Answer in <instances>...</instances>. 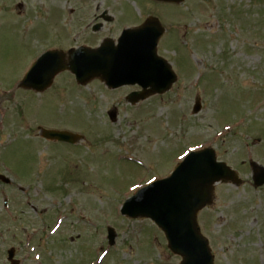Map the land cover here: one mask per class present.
Returning <instances> with one entry per match:
<instances>
[{
  "label": "rangeland",
  "instance_id": "374dc122",
  "mask_svg": "<svg viewBox=\"0 0 264 264\" xmlns=\"http://www.w3.org/2000/svg\"><path fill=\"white\" fill-rule=\"evenodd\" d=\"M112 1L0 0V173L13 181L11 187L0 183V264H10L12 247L23 264H98L103 249L101 264H179L151 221L123 220L120 210L137 185L166 177L179 155L194 147L214 148L245 181L238 188L218 184L214 204L199 215L215 264H264V187H253L249 164L264 167V0H185L177 6L148 0L147 14L161 13L170 25L159 55L179 80L166 95L137 107L125 99L133 88L108 91L97 81L81 88L70 73L41 98L2 93L40 50L97 43L91 33L78 38L66 32L71 9L83 11L73 16L71 32L106 5L114 13L119 6L129 26L140 25L130 5L146 13L147 0ZM111 27L119 31L120 25ZM198 96L202 109L195 115ZM115 107L112 124L108 112ZM38 125L68 128L84 140L59 146L39 136ZM26 166L31 175H24ZM62 217V227L46 240L42 230ZM108 227L117 233L114 247L108 246Z\"/></svg>",
  "mask_w": 264,
  "mask_h": 264
},
{
  "label": "water",
  "instance_id": "95a60500",
  "mask_svg": "<svg viewBox=\"0 0 264 264\" xmlns=\"http://www.w3.org/2000/svg\"><path fill=\"white\" fill-rule=\"evenodd\" d=\"M180 3L183 0H160ZM162 34L160 24L150 19L138 30L128 32L131 47L114 50L103 46L97 50L81 49L71 52L68 62L61 52H50L41 57L27 74L22 86L35 90L48 87L62 70H72L79 83L100 77L112 87L140 84L148 93H163L170 89L176 76L170 67L156 56L157 42ZM124 42V43H125ZM118 49V48H117ZM163 76V79L160 78ZM147 90V89H146ZM139 98H133V102ZM200 110L199 101L194 109ZM114 117V113L112 115ZM46 136L62 141L74 140L67 132H46ZM220 181L240 185L235 171L225 163H218L213 150L192 153L179 165L172 177L158 181L139 191L124 207L132 217H150L165 231L170 248L183 257L182 264H214L208 242L197 223V214L214 198V185ZM258 185L264 184V174L258 176ZM115 234L110 230L113 243ZM13 251L10 252V258Z\"/></svg>",
  "mask_w": 264,
  "mask_h": 264
},
{
  "label": "flooded vegetation",
  "instance_id": "af4514ba",
  "mask_svg": "<svg viewBox=\"0 0 264 264\" xmlns=\"http://www.w3.org/2000/svg\"><path fill=\"white\" fill-rule=\"evenodd\" d=\"M103 15H106V14L103 13ZM94 19H95V23L100 24L99 32L97 31L98 33H100L102 30H107L108 32H112L113 34V30L111 28L108 29L109 23H112L113 20L109 23L105 22L104 19L102 18V14H100L99 16L96 15Z\"/></svg>",
  "mask_w": 264,
  "mask_h": 264
}]
</instances>
